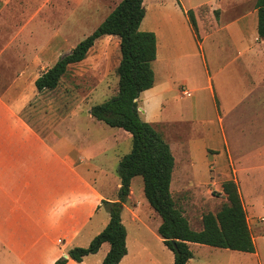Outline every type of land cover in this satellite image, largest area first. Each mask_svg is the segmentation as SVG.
<instances>
[{
  "label": "crops",
  "instance_id": "1",
  "mask_svg": "<svg viewBox=\"0 0 264 264\" xmlns=\"http://www.w3.org/2000/svg\"><path fill=\"white\" fill-rule=\"evenodd\" d=\"M89 1L73 0L75 10L57 16L61 0H0V264H56L61 259L67 260L64 264H103L110 250L104 243L82 262L69 256L71 249L89 246L108 225L109 213L93 223L105 202L118 201L120 179L110 186L106 181L108 141L89 139L73 127L40 123L27 108L32 98L51 91L35 86L41 66L53 67L62 57L55 59L56 53L72 46L57 19H70ZM223 2L208 3L216 29L206 35L198 20L199 41L186 15L193 6L183 0H144L140 30L155 34L157 58L155 86L141 94L138 105L142 120L161 128L175 124L168 120L166 104L172 94L181 95L176 116L191 124L192 138L179 147L184 148L182 165L174 168L178 173L172 175L171 188L175 176L182 192L191 194L234 180L256 248L240 253L264 264V40L258 34L257 0ZM85 10L84 18L97 12ZM110 40L119 47L115 36L97 41ZM180 88L190 95H182ZM232 132L241 133L239 141L229 140ZM110 147L118 148V140ZM98 171L103 174L100 189ZM135 178L121 213L127 254L119 264H174V253L158 233L162 222L157 213L137 200ZM190 249L194 256L188 264H212L210 254L220 250L195 243Z\"/></svg>",
  "mask_w": 264,
  "mask_h": 264
},
{
  "label": "trees",
  "instance_id": "2",
  "mask_svg": "<svg viewBox=\"0 0 264 264\" xmlns=\"http://www.w3.org/2000/svg\"><path fill=\"white\" fill-rule=\"evenodd\" d=\"M258 34L264 40V0H257ZM211 7L204 4L186 11L197 40L200 41L198 20L206 35L215 31ZM217 19L218 11H214ZM146 15L144 0H122L88 37L79 42L67 55L44 72L35 82L38 91L55 90L71 65L85 60L97 40L105 36L119 38L121 60L117 68L118 91L111 99L95 105L90 115L111 128H119L132 135V151L119 162L118 174L121 187L117 202H105L110 220L87 248H73L71 259L82 262L97 253L104 243L110 250L103 264H119L127 254V231L122 222L123 203L131 191L135 177L143 180L144 195L150 206L160 216L162 223L158 233L164 244L174 253V264H188L193 258L190 243L201 244L235 252L255 253L247 213L241 193L234 180L222 184L226 197L217 213L202 216V230H193L171 194L175 159L170 145L156 127L141 118L138 99L141 94L155 86L153 63L157 58V40L152 32L140 30ZM61 259L56 264H64Z\"/></svg>",
  "mask_w": 264,
  "mask_h": 264
},
{
  "label": "rangeland",
  "instance_id": "3",
  "mask_svg": "<svg viewBox=\"0 0 264 264\" xmlns=\"http://www.w3.org/2000/svg\"><path fill=\"white\" fill-rule=\"evenodd\" d=\"M187 6L197 7L208 4L211 0H183ZM226 3L227 0H222ZM223 2V3H224ZM119 0H90L89 3L84 4L85 9L94 8L97 12L91 17L84 18L85 10H80L71 13V18L64 20L57 19V28L66 30L72 38L71 48L65 47L61 52H57L55 59L70 53L73 47L88 37L98 26L103 22L106 16L117 6ZM96 5H99L96 7ZM73 0H61L57 2V16L58 11L68 12L74 7ZM75 10V9H73ZM82 14V24L79 26V15ZM87 14V13H86ZM69 16V17H70ZM78 18V19H77ZM202 32L204 29L202 28ZM201 39V38H200ZM76 47V46H75ZM74 47V48H75ZM121 60L120 47L113 41H97L94 47L88 52L84 61L71 65L67 73L62 77L59 86L55 90L41 92L36 97L29 101L28 114L29 117L35 116L40 123H52L61 130L64 127L76 129L80 134L88 136L92 140H107V157L105 158L108 164L107 177L110 185L115 179H120L118 174L120 158L129 154L133 147L132 135L117 129L111 128L106 124L99 122L92 118L90 110L93 106L103 103L111 99L118 91V74L117 68ZM49 67L47 65L41 66L39 73L42 74ZM182 88H180V91ZM190 95V92H189ZM179 93H174L169 96L167 101L168 120L175 124H168L158 127L156 129L163 135L165 141L170 145L173 153L175 163L180 167L182 153L184 148H179L181 144L185 145L188 139L192 138V127L189 123H181L176 116L177 104L180 102ZM145 118V116H144ZM77 132V131H76ZM77 132V133H79ZM69 134V138H74L73 132H65ZM229 140H240L241 133H227ZM117 139L119 143L118 148H111L113 141ZM80 142L76 139V146ZM72 149V148H71ZM78 147H76V151ZM92 166L96 165L91 163ZM205 169H201V173H205ZM178 173L174 171L173 175ZM194 175V173H192ZM211 176L213 174L211 173ZM103 174L98 171V179L96 188L100 189L102 186ZM141 182V186L138 184ZM192 181H188V186H192ZM139 185V186H138ZM135 188L137 200L142 201L148 205V202L143 193V180L141 177L135 178ZM139 187V188H138ZM181 185L177 176L173 179V186L171 194L175 199L177 205L181 207L186 216L190 220L193 230L200 229L202 226L201 218L206 213H217L221 206L226 203V197L222 192V187L218 184L207 185L205 188L199 190L196 194H191L188 190L182 192ZM191 191V190H190ZM116 197V193L112 194ZM109 213L107 205L99 210L93 223L96 225L102 221V217ZM159 224L162 222L160 216ZM201 224V225H199ZM88 247V245H85ZM81 247V248H87ZM215 252L210 254L209 260L212 264H257L252 256H245L244 253L234 252L230 250L214 249ZM206 251V250H205ZM213 251V250H212Z\"/></svg>",
  "mask_w": 264,
  "mask_h": 264
},
{
  "label": "built area",
  "instance_id": "4",
  "mask_svg": "<svg viewBox=\"0 0 264 264\" xmlns=\"http://www.w3.org/2000/svg\"><path fill=\"white\" fill-rule=\"evenodd\" d=\"M182 95L184 96H188L189 95V91L185 88L182 89ZM262 221H264V219H262Z\"/></svg>",
  "mask_w": 264,
  "mask_h": 264
},
{
  "label": "water",
  "instance_id": "5",
  "mask_svg": "<svg viewBox=\"0 0 264 264\" xmlns=\"http://www.w3.org/2000/svg\"><path fill=\"white\" fill-rule=\"evenodd\" d=\"M69 54V53H68ZM67 55V54H66ZM65 56V55H64Z\"/></svg>",
  "mask_w": 264,
  "mask_h": 264
}]
</instances>
